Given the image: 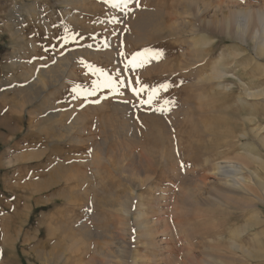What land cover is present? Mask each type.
Wrapping results in <instances>:
<instances>
[{
  "label": "rangeland",
  "instance_id": "1",
  "mask_svg": "<svg viewBox=\"0 0 264 264\" xmlns=\"http://www.w3.org/2000/svg\"><path fill=\"white\" fill-rule=\"evenodd\" d=\"M234 11L248 29L226 25ZM263 11L264 0H0V264H80L82 245L89 264H264ZM108 78L118 91L93 92ZM219 162L242 171L219 176ZM139 166L151 178L135 186Z\"/></svg>",
  "mask_w": 264,
  "mask_h": 264
},
{
  "label": "bare ground",
  "instance_id": "2",
  "mask_svg": "<svg viewBox=\"0 0 264 264\" xmlns=\"http://www.w3.org/2000/svg\"><path fill=\"white\" fill-rule=\"evenodd\" d=\"M215 1V0H214ZM206 2V1H205ZM130 4H132V3H130ZM214 5V4H213ZM219 6V5H218ZM116 8V7H115ZM227 8V7H226ZM230 9H231V7H230ZM232 11V10H231ZM221 12V11H220ZM243 12H245V13H243ZM264 12V11H263ZM263 12H262V14H263ZM151 15V14H150ZM227 15V14H226ZM231 14H229V16H230ZM69 16V15H68ZM264 16V15H263ZM150 17V16H149ZM190 17V16H189ZM69 18V17H68ZM225 18V17H224ZM240 18V19H239ZM260 18V17H259ZM67 19V18H66ZM232 19L234 20H232L233 22H229V21H231V18H229V23L227 22L226 23V25L227 26H230V24L231 23H234L236 26H238V27H240V28H242L243 30H245V29H248V27H249V25H250V18H249V16H248V12H246V11H240V12H237V11H234L233 12V16H232ZM136 23V22H135ZM139 23V22H138ZM141 23V22H140ZM234 26V25H233ZM251 26V25H250ZM232 27V26H231ZM264 27V26H263ZM18 60V59H17ZM21 61H22V59H21ZM35 84V83H34ZM43 88V86H41V88H40V91H41V89ZM25 92V91H24ZM38 93V90H37V88H34V86L28 91V96H30V95H36ZM190 119V118H189ZM132 136H133V134H132ZM134 137V136H133ZM145 140V139H144ZM140 143V142H139ZM134 144V143H133ZM136 144V143H135ZM125 147V146H124ZM128 147V146H127ZM142 147V146H141ZM130 148H131V146H130ZM127 149V148H126ZM125 149V150H126ZM132 149V148H131ZM211 149H212V147H211ZM124 150V151H125ZM143 151V150H142ZM123 153V152H122ZM127 153L129 154V152L127 151ZM127 153H125V155L127 154ZM147 153V152H146ZM95 154V153H94ZM93 154V155H94ZM117 154V153H116ZM173 154V153H172ZM114 155V154H113ZM130 155V154H129ZM166 155V154H165ZM148 156V155H147ZM155 156V155H154ZM167 156V155H166ZM93 157V156H92ZM96 157V156H95ZM101 157V156H100ZM99 157V158H100ZM108 157V156H107ZM97 158V157H96ZM111 158V157H110ZM144 158V155L143 156H139L138 158H137V161L136 162H138V163H140L141 161H142V159ZM183 158V157H182ZM246 159H247V157H245ZM249 158V157H248ZM98 159V158H97ZM127 159V158H126ZM158 159H160V158H158ZM167 159V158H166ZM166 159H165V161H166ZM246 159H244V160H246ZM121 160V159H120ZM135 160H136V158H135ZM148 160H149V156H148ZM168 160V159H167ZM187 160V159H186ZM79 161V160H78ZM86 161H88V160H86ZM92 161V160H91ZM98 161V160H97ZM183 161V160H182ZM102 162H103V160H102ZM118 162V161H117ZM170 162V161H169ZM180 162V161H179ZM225 162V161H224ZM243 162V161H242ZM245 162H247V161H245ZM244 162V163H245ZM249 162V161H248ZM92 163V162H91ZM90 163V164H91ZM105 163V162H104ZM160 163V162H159ZM162 163V162H161ZM204 163V162H203ZM89 164V163H88ZM94 164V163H93ZM116 164V163H115ZM131 164V163H130ZM166 164H167V161H166ZM194 164V163H193ZM205 164V163H204ZM227 164V163H226ZM138 165V164H137ZM207 165V164H206ZM241 165H243V164H241ZM239 163H235V162H233V163H228L227 165H224V163L223 162H219L218 164H217V168H216V173L217 174H219V176L220 175H227L228 176V173H233V174H237V173H239V172H241L242 171V167L243 166H241ZM72 166V165H71ZM205 166V165H204ZM215 166V165H214ZM100 167V166H99ZM98 167V168H99ZM141 166H139V173H141V174H145V179L144 180H141V176L140 175H137V177H136V181H134V185L135 186H141L142 184H143V181L145 182V180L147 181L148 179H150L151 178V176H148V174H147V172H145V170H143L142 169V167L140 168ZM73 168V167H72ZM102 168V167H101ZM165 168V167H164ZM69 169V168H68ZM76 168H74L73 169V171L75 170ZM104 169V168H103ZM101 170V169H100ZM246 170V169H245ZM244 170V171H245ZM98 171V170H97ZM125 171H127V170H125ZM164 171V170H163ZM165 171H166V169H165ZM251 171V170H250ZM249 171V172H250ZM67 172V171H66ZM101 172V171H100ZM108 172V171H107ZM128 172V171H127ZM177 172V171H176ZM69 173V172H68ZM68 173H67V175H68ZM163 173V172H162ZM215 173V174H216ZM95 175H97L96 173H94ZM165 174H167V173H165ZM173 174V173H172ZM180 174V173H179ZM250 174V173H249ZM162 175V174H161ZM201 176H202V174H200ZM214 175V174H213ZM57 176V175H56ZM56 176H54V177H56ZM78 177V176H77ZM82 177H84V176H82ZM92 177H93V175H92ZM162 177V176H161ZM165 177H166V175H165ZM216 177V176H215ZM218 177V176H217ZM122 178V177H121ZM164 178V177H163ZM200 178V177H199ZM76 179V178H75ZM84 179V178H83ZM125 180V179H124ZM160 180V179H159ZM166 180V179H165ZM229 180H230V182H231V184H235V183H238V182H235V181H237L234 177H233V175L232 176H230V178H229ZM59 181V180H58ZM108 181V180H107ZM197 181V180H196ZM85 182H86V180H85ZM85 182H84V184H85ZM94 182V181H93ZM128 182V181H127ZM132 182V181H131ZM148 182V181H147ZM53 183V182H52ZM81 183V182H80ZM168 183H169V181H168ZM256 183V182H255ZM197 184V183H196ZM263 184V183H262ZM79 185H81V184H79ZM149 185V184H148ZM240 185V184H239ZM257 185V184H256ZM259 185V187L260 186H262L261 184H258ZM82 186V185H81ZM145 186V185H144ZM169 186V185H168ZM238 186V185H237ZM108 187V186H107ZM110 187H111V185H110ZM143 187V186H142ZM217 187H219V186H217ZM242 187V186H241ZM82 188V187H81ZM84 188H86L87 190H88V187H84ZM93 188H94V185H93ZM95 188H97V187H95ZM135 188V187H134ZM138 188V187H137ZM262 188V187H261ZM77 189V188H76ZM98 189V188H97ZM220 189H221V187H220ZM223 189V188H222ZM93 190V189H92ZM113 190V189H112ZM76 191V190H75ZM77 191H80V189L79 190H77ZM89 191H91V190H89ZM223 191V190H222ZM101 192V191H100ZM81 193H82V191H81ZM102 193V192H101ZM189 193H191V190H190V188H189ZM188 193V194H189ZM208 193H210V192H208ZM96 194H98V193H96ZM105 194V193H104ZM192 195L193 194H195V193H191ZM65 195V194H64ZM88 195V194H87ZM103 195V194H102ZM116 195V194H115ZM164 195V194H163ZM211 195V194H210ZM85 196V195H84ZM125 196V195H124ZM123 196V197H124ZM199 196V195H198ZM212 196V195H211ZM37 197V196H36ZM77 197H79V196H77ZM86 197V196H85ZM92 197V196H91ZM91 200V198L89 197L88 198V200ZM107 199V198H106ZM111 199V198H110ZM131 199H132V195H128V197L126 198V199H123L122 200V202H118V203H120L121 205L120 206H124L125 208L123 209V213H125L126 214V217L127 218H129V215H130V213H131V205H130V203H131ZM201 199V198H200ZM89 200V201H90ZM112 200H114V199H112ZM166 200H168V199H166ZM202 200H205V199H202ZM201 201V200H200ZM146 202V201H145ZM199 202V201H198ZM209 202V201H208ZM114 203V202H113ZM191 203V202H190ZM203 203V202H202ZM207 203V202H206ZM104 204V203H103ZM109 204V203H108ZM53 205H55V203L54 204H52V206ZM134 205V204H133ZM77 206H79V207H83V202L81 201L80 203H78V205ZM101 207V206H100ZM84 208V207H83ZM95 208V207H94ZM170 208V207H169ZM82 209V208H81ZM101 209V208H100ZM133 209V208H132ZM172 210V209H171ZM164 211V210H163ZM135 212V211H134ZM170 212V211H169ZM175 212V211H174ZM62 213V212H61ZM81 214L80 215H85L86 214V211H84V212H80ZM17 214V213H16ZM111 214V213H110ZM179 214V213H178ZM143 215H144V212L142 211V210H138L137 211V214H136V216H135V219H139V220H141L140 222L143 224L142 226H144L145 228H147V233H148V235H150V233H149V231H151V225H150V223H148V221H149V219H148V217L146 218V216H145V218L143 217ZM170 216V215H169ZM23 217V216H22ZM40 217V216H39ZM93 217V216H92ZM166 217V216H165ZM162 218H163V216H162ZM18 219V218H17ZM20 219V218H19ZM28 219V218H27ZM82 219V218H81ZM81 219H79V221L81 220ZM181 220V219H180ZM78 221V222H79ZM153 221V220H152ZM163 221V220H162ZM171 221V220H170ZM22 222V221H21ZM37 222V221H36ZM124 222V221H123ZM178 222V221H177ZM18 223V222H17ZM175 223V222H174ZM15 224V223H14ZM80 224V223H79ZM150 225V226H146V225ZM166 224V223H165ZM78 225V224H77ZM123 225V224H122ZM170 225H172V223L170 224ZM177 225V224H176ZM83 226H85L84 224H83ZM120 226V225H119ZM173 226V225H172ZM175 226V225H174ZM192 226V225H191ZM74 227H76V226H74ZM80 228H82V227H80ZM79 228V229H80ZM125 228V227H124ZM8 229V228H7ZM9 229H11V228H9ZM43 229V228H42ZM168 229V228H167ZM60 230V229H59ZM82 230V229H81ZM128 230V229H127ZM175 230H177V229H175ZM38 231V230H37ZM132 231V230H131ZM171 231V230H170ZM166 232V231H165ZM177 232V231H176ZM120 233H121V231H120ZM119 233V234H120ZM130 233V232H129ZM171 232H169L168 234H170ZM128 234V233H127ZM174 234V233H173ZM116 235V234H115ZM122 235H123V233H122ZM124 235H126L125 233H124ZM163 235V234H162ZM171 235V234H170ZM49 236V235H48ZM93 236V235H92ZM120 236H121V234H120ZM161 236V235H160ZM185 236V235H184ZM189 237H190V235H188ZM134 237V236H133ZM124 238V237H123ZM167 238V237H166ZM185 238V237H184ZM187 238V237H186ZM104 239V238H103ZM151 239V238H150ZM160 239V238H159ZM182 239V238H181ZM190 239V238H189ZM192 239V238H191ZM71 240V239H70ZM82 240V239H81ZM126 240V239H125ZM153 240V239H152ZM167 240V239H166ZM78 241V240H77ZM123 241V240H122ZM127 241V240H126ZM130 241V240H129ZM162 241V240H161ZM67 242V241H66ZM124 242V241H123ZM163 242V241H162ZM183 242V241H182ZM188 242H189V240H188ZM188 242H186L187 244H188ZM191 242V241H190ZM23 243V242H22ZM82 243H84L85 244V242H82ZM119 243H122V242H120L119 241ZM130 243V242H129ZM14 244V243H13ZM20 244V243H19ZM125 244V243H124ZM166 244H168V243H166ZM170 244V243H169ZM177 244V243H176ZM81 245V244H80ZM91 245V244H90ZM131 245V244H130ZM133 245V244H132ZM165 245V244H164ZM163 245V246H164ZM175 245V244H174ZM1 246H3V245H1ZM13 246V245H12ZM17 246V245H16ZM19 246V245H18ZM17 246V247H18ZM27 246V245H26ZM63 246V245H62ZM61 246V247H62ZM167 246V245H166ZM170 246V245H169ZM10 247H11V244H10ZM64 247V246H63ZM81 248H80V252H78L77 254H79L80 255V259L82 260V264H89V259L88 260H86V250H85V248H84V245H82V246H80ZM91 247H92V245H91ZM150 247V246H149ZM160 247V246H159ZM105 248V247H104ZM161 248V247H160ZM159 248V249H160ZM168 248H170V247H168ZM175 248V247H174ZM79 249V248H78ZM92 249V248H91ZM112 249V248H111ZM57 250V249H56ZM59 250V249H58ZM161 250V249H160ZM54 251H55V249H54ZM54 251H52V252H54ZM36 252V251H35ZM43 252H44V250H43ZM49 252V251H48ZM59 252V251H58ZM186 252V251H185ZM103 253V252H102ZM108 253V252H107ZM183 253H184V251H183ZM38 254V253H37ZM51 254V253H50ZM62 254V253H61ZM60 254V255H61ZM52 255H54V254H52ZM108 255H110L111 256V254L110 253H108ZM188 255V254H187ZM56 256V255H55ZM115 256V255H114ZM133 256V255H132ZM185 256V255H184ZM57 257H59V256H57ZM61 257V256H60ZM121 257V256H120ZM178 257H180V256H178ZM50 257H48V259H49ZM165 258V257H164ZM45 259H47V257L45 258ZM55 259V258H54ZM186 259H188V258H186ZM191 259H194L193 258V256H192V258ZM190 259V260H191ZM50 260V259H49ZM59 260V259H58ZM61 260V259H60ZM64 260V259H63ZM125 260V259H124ZM135 260V259H134ZM203 260V259H202ZM205 260V259H204ZM52 261V260H51ZM149 261V260H148ZM46 262V261H45ZM53 262H55V261H53ZM57 262V261H56ZM150 262V261H149ZM168 262V261H167ZM31 263V262H30ZM48 263H49V261H48ZM62 263V262H61ZM67 263V261L65 262V263H63V264H66ZM80 263V264H81ZM112 263H114V262H112ZM129 263V262H128ZM172 263V262H171ZM195 263V262H194ZM206 263V262H205ZM209 263V262H208ZM215 263V262H214ZM213 263V264H214ZM54 264V263H53ZM174 264V263H173ZM182 264V263H181Z\"/></svg>",
  "mask_w": 264,
  "mask_h": 264
},
{
  "label": "snow or ice",
  "instance_id": "3",
  "mask_svg": "<svg viewBox=\"0 0 264 264\" xmlns=\"http://www.w3.org/2000/svg\"><path fill=\"white\" fill-rule=\"evenodd\" d=\"M117 6V5H114ZM142 55V53H136L133 56V66L134 67H140L143 66V61L138 60L137 58L140 57ZM161 54H157L155 58H159ZM119 83H123V81H120ZM137 84L140 83L139 79H137L136 81ZM147 86H143L139 89L137 88H133L132 91L134 94L139 95L141 92H144ZM168 85L167 84H162L160 85L158 88L154 87L151 89V91L148 93V97L146 100H141L142 104H152L158 97L159 95V91L162 90H167ZM98 88H113L114 90L118 91V86H117V82L113 81L111 78H108L105 82L103 83H96L94 82L93 84V92L98 89ZM75 91V89H73ZM161 111H163V109H161Z\"/></svg>",
  "mask_w": 264,
  "mask_h": 264
},
{
  "label": "crops",
  "instance_id": "4",
  "mask_svg": "<svg viewBox=\"0 0 264 264\" xmlns=\"http://www.w3.org/2000/svg\"><path fill=\"white\" fill-rule=\"evenodd\" d=\"M48 107H49V106H48ZM42 108H43V109H42ZM42 108H40L39 111H35V113H40V114H42V113L46 112L47 109H48V108L46 109V105H43Z\"/></svg>",
  "mask_w": 264,
  "mask_h": 264
}]
</instances>
